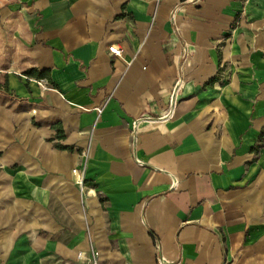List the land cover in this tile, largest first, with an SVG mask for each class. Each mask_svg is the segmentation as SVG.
<instances>
[{
	"label": "crops",
	"instance_id": "1",
	"mask_svg": "<svg viewBox=\"0 0 264 264\" xmlns=\"http://www.w3.org/2000/svg\"><path fill=\"white\" fill-rule=\"evenodd\" d=\"M93 259L264 264V0H0V264Z\"/></svg>",
	"mask_w": 264,
	"mask_h": 264
},
{
	"label": "built area",
	"instance_id": "2",
	"mask_svg": "<svg viewBox=\"0 0 264 264\" xmlns=\"http://www.w3.org/2000/svg\"><path fill=\"white\" fill-rule=\"evenodd\" d=\"M155 1L159 2L161 0H155ZM107 49H108L109 52H111L115 56H120V54H121V48H120V46L118 44L112 43V44L108 45ZM179 88H180V82L178 81L174 85V87L172 88L171 95H170V100H169V108H168L167 112L164 115L166 117L170 116L175 110V107H176V104H177V93L179 91ZM96 110H97V112H101V108L100 107L96 108ZM72 173L75 176L76 184L78 186H80V189H82V186L84 184L83 183L84 182L83 172H80L77 169H72ZM92 263L93 264H97L95 259H93Z\"/></svg>",
	"mask_w": 264,
	"mask_h": 264
},
{
	"label": "trees",
	"instance_id": "3",
	"mask_svg": "<svg viewBox=\"0 0 264 264\" xmlns=\"http://www.w3.org/2000/svg\"><path fill=\"white\" fill-rule=\"evenodd\" d=\"M24 74H26V75H34V76H37V77H42L44 75V71H38L37 69L32 68V69L26 70L24 72ZM55 137L57 139H61L63 137L62 130L59 127H57V129H56ZM53 145L57 149L72 150V146L64 145V144H61V143H58V142H55Z\"/></svg>",
	"mask_w": 264,
	"mask_h": 264
},
{
	"label": "rangeland",
	"instance_id": "4",
	"mask_svg": "<svg viewBox=\"0 0 264 264\" xmlns=\"http://www.w3.org/2000/svg\"><path fill=\"white\" fill-rule=\"evenodd\" d=\"M80 187V186H79ZM81 190V189H80Z\"/></svg>",
	"mask_w": 264,
	"mask_h": 264
}]
</instances>
